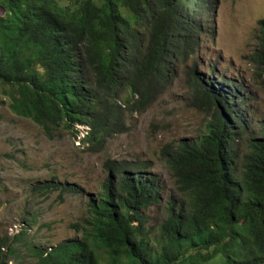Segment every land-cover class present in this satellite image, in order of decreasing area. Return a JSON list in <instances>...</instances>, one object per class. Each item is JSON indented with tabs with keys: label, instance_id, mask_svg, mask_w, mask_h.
Segmentation results:
<instances>
[{
	"label": "trees",
	"instance_id": "1",
	"mask_svg": "<svg viewBox=\"0 0 264 264\" xmlns=\"http://www.w3.org/2000/svg\"><path fill=\"white\" fill-rule=\"evenodd\" d=\"M214 5L0 0V93L47 137L83 127L82 141L98 151L115 133L118 101L144 110L175 76L173 64L195 55ZM251 61L264 70V22ZM213 75L189 72L195 106L204 104L208 119L197 138L164 148L176 195L160 225L148 217L162 190L150 163L109 161L99 192L70 225L77 237L32 249L36 264H264V124L253 128L239 83ZM37 188L79 192L55 181ZM12 239L0 236V262L14 253Z\"/></svg>",
	"mask_w": 264,
	"mask_h": 264
},
{
	"label": "rangeland",
	"instance_id": "2",
	"mask_svg": "<svg viewBox=\"0 0 264 264\" xmlns=\"http://www.w3.org/2000/svg\"><path fill=\"white\" fill-rule=\"evenodd\" d=\"M213 1L207 22L211 31L200 36L195 55L173 64L175 76L144 110L132 111L118 101L112 125L115 133L105 138L98 151L82 141L83 127H78L77 136L57 129L47 137L32 121L14 115L0 93V236L13 238L9 241L14 249L0 264H36L32 249L77 237L70 225L85 214L87 197L99 192L109 161L150 163L162 190L160 203L149 210L148 217L150 225H160L168 200L176 195L164 148L197 138L208 119L207 107L195 106L191 69L203 77L213 70V78L224 76L239 83L250 97L247 111L253 128L264 124V70L251 61L264 22V0ZM236 149L241 155L246 153V141L236 143ZM51 181L75 184L79 192L37 188ZM15 236L21 239L19 243Z\"/></svg>",
	"mask_w": 264,
	"mask_h": 264
}]
</instances>
